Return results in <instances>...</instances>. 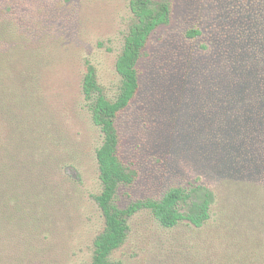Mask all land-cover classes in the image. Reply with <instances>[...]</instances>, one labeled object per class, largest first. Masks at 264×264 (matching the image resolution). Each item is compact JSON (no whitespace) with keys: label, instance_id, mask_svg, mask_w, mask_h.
Returning <instances> with one entry per match:
<instances>
[{"label":"rangeland","instance_id":"rangeland-1","mask_svg":"<svg viewBox=\"0 0 264 264\" xmlns=\"http://www.w3.org/2000/svg\"><path fill=\"white\" fill-rule=\"evenodd\" d=\"M152 1H167L170 15L149 37L137 66L139 90L116 120L119 157L135 177L118 189L115 202L125 208L158 200L172 187L188 189L195 184L208 187L214 198L210 219L198 230L185 222L163 229L148 211L137 213L129 220L127 242L111 261L264 260L260 245L264 220L255 215L258 198L245 191L264 190V124L256 122L264 114V98L254 101L243 82L228 99L219 93L229 89L227 58L237 49L250 54L264 47V0ZM3 22L12 25L18 43L28 51L29 69L35 68L31 60L39 55L42 96L66 137L68 161L75 171L55 168L49 176L40 154L53 146L48 142L34 153L33 145L30 150L23 145L22 159L21 155L17 159L30 169L16 168L11 174L17 173L20 185L28 183L27 194L20 208L14 196L0 194V264H87L93 240L103 229L93 199L100 191L94 153L101 139L84 110L80 85L87 61L95 67L104 95L115 96L119 84L115 61L131 24L128 1L0 0V28ZM190 31L198 35L189 37ZM241 120L256 127L250 129L257 132L248 146L246 137L239 139L249 132L247 127L242 132ZM1 125L0 147L7 134ZM243 146L254 159H248ZM5 153L0 150V158ZM244 233L245 238L257 235L262 251L258 260L246 258L253 251L240 242Z\"/></svg>","mask_w":264,"mask_h":264},{"label":"trees","instance_id":"trees-1","mask_svg":"<svg viewBox=\"0 0 264 264\" xmlns=\"http://www.w3.org/2000/svg\"><path fill=\"white\" fill-rule=\"evenodd\" d=\"M127 1L131 24L123 36L121 51L115 61V73L119 78L115 96L113 99H108L104 95L96 69L87 61L80 85L84 110L91 125L98 130L101 139L94 153L100 191L93 196V199L102 216L103 229L93 240L92 256L87 264H121V262H112L111 257L127 242L129 220L137 213L148 211L151 218L163 229H173L179 223L185 222L198 230L209 221L214 198L208 187L195 184L188 189L172 187L158 200L137 201L125 208H120L115 202L118 189L132 184L135 177V173L119 157L116 120L118 115L131 104L139 90L137 66L149 37L159 26L168 22L170 15V4L167 1ZM11 26L10 23L3 22L0 28V122L2 123L0 125L7 131L6 138L2 141L3 146L0 147V150L6 152L0 158V161L4 160L3 164L0 163V186L3 189L0 190V194L10 199L14 196L15 206L20 208L24 194H27L28 183L20 185L17 173L14 175L11 172L16 168H19V171L30 169V165H25L17 159L24 150L23 145H27L29 150L33 145L34 153L48 142L53 146L52 148L49 146L40 154V162L43 161L48 175L55 168L63 173L75 169L68 161L71 149L66 143V137L54 124V115L49 111L46 97L42 96L40 70L36 66L37 60L40 63L39 55H35L36 57L31 60L35 68L29 69L30 64L28 65L26 59L29 55L28 51H24L23 43H18L20 37H17ZM187 35L196 37L198 33L190 31ZM237 51L238 49L225 62L229 89H223L225 91L222 93L218 88L216 90L220 95H224V99H228L230 95L236 93L238 82H243L249 85L253 100L258 101L264 98V47L250 54ZM236 70L242 71L237 73ZM257 119L258 124H264V114L257 116ZM239 122L242 132L245 131L244 127L249 130L239 136V139L246 137L244 143L248 142L246 144L248 146L253 140H251L252 133L257 132L250 129L254 130L256 127L250 128L248 122L242 120ZM226 123L228 124L227 119ZM24 132L27 137H24ZM31 134L36 137L34 140L30 138ZM237 135L236 133V140ZM243 147L249 153H246V156L249 155L248 159H254L249 149ZM251 165L252 170L256 169L255 164ZM22 176L26 177L24 180L29 181L26 172H23ZM48 188L51 190L53 187ZM246 189V193L255 194L258 199L263 193L261 198L264 199V190ZM49 199H53V196L49 195ZM258 199L255 215L259 220L261 218L264 220V204L262 202L260 204ZM245 235L247 234H243L240 242H244L247 249L252 246L251 251H253L246 258L258 260L262 255L259 246L262 245L264 251V243L260 244L255 238L257 235L247 238ZM245 253L247 254L248 250H245ZM248 262L241 259L236 264H264V260Z\"/></svg>","mask_w":264,"mask_h":264}]
</instances>
